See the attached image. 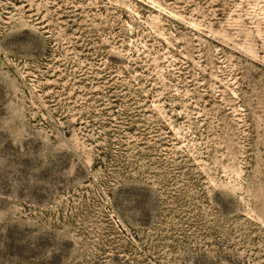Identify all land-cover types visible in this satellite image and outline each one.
<instances>
[{
  "label": "rangeland",
  "instance_id": "rangeland-1",
  "mask_svg": "<svg viewBox=\"0 0 264 264\" xmlns=\"http://www.w3.org/2000/svg\"><path fill=\"white\" fill-rule=\"evenodd\" d=\"M0 264H264V0H0Z\"/></svg>",
  "mask_w": 264,
  "mask_h": 264
}]
</instances>
